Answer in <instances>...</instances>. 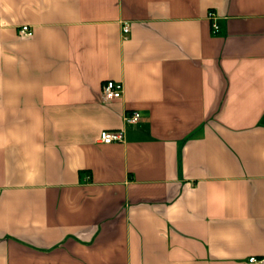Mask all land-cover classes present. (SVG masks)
Instances as JSON below:
<instances>
[{
    "label": "crops",
    "instance_id": "obj_1",
    "mask_svg": "<svg viewBox=\"0 0 264 264\" xmlns=\"http://www.w3.org/2000/svg\"><path fill=\"white\" fill-rule=\"evenodd\" d=\"M251 256L264 0H0V264H264Z\"/></svg>",
    "mask_w": 264,
    "mask_h": 264
},
{
    "label": "built area",
    "instance_id": "obj_2",
    "mask_svg": "<svg viewBox=\"0 0 264 264\" xmlns=\"http://www.w3.org/2000/svg\"><path fill=\"white\" fill-rule=\"evenodd\" d=\"M213 13L208 12V16L212 17ZM212 28L215 31L217 29V24L215 22H212ZM129 30V23L123 22L122 24V31L125 34ZM21 33L25 35H30L31 30L28 27V25H22L20 27ZM122 92V83L119 80H112V79H106L101 85V94L102 98L105 100H111L115 98H119L121 96ZM139 118V112L137 110H133L130 112V114H127L124 116V121L128 123H135ZM123 130L122 129H116V130H101L98 135V141L99 142H113V141H121L123 139ZM249 261H255V262H263L264 258H257L254 256H251L248 258Z\"/></svg>",
    "mask_w": 264,
    "mask_h": 264
}]
</instances>
